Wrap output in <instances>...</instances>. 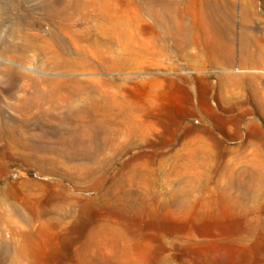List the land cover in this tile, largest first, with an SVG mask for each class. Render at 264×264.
I'll use <instances>...</instances> for the list:
<instances>
[{
  "label": "rangeland",
  "instance_id": "374dc122",
  "mask_svg": "<svg viewBox=\"0 0 264 264\" xmlns=\"http://www.w3.org/2000/svg\"><path fill=\"white\" fill-rule=\"evenodd\" d=\"M0 264H264V0H0Z\"/></svg>",
  "mask_w": 264,
  "mask_h": 264
}]
</instances>
